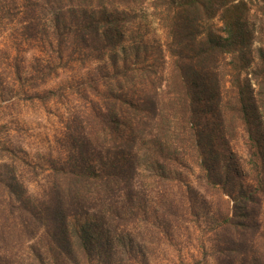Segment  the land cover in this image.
Instances as JSON below:
<instances>
[{"label":"trees","instance_id":"1","mask_svg":"<svg viewBox=\"0 0 264 264\" xmlns=\"http://www.w3.org/2000/svg\"><path fill=\"white\" fill-rule=\"evenodd\" d=\"M140 1L23 0L28 29L64 45L99 97L70 113L66 157L43 183L16 155L0 162V264H161L167 245L189 246L178 264H264V46L250 49L251 1L150 0L164 43L127 26ZM185 14L223 27L202 35ZM204 96L212 133L199 127Z\"/></svg>","mask_w":264,"mask_h":264},{"label":"rangeland","instance_id":"2","mask_svg":"<svg viewBox=\"0 0 264 264\" xmlns=\"http://www.w3.org/2000/svg\"><path fill=\"white\" fill-rule=\"evenodd\" d=\"M246 1H251L247 29L250 35L252 33L250 49L255 51L264 46V14L259 9L263 1ZM6 7L0 9V162L10 161L9 158L16 155L29 170L26 179L43 183L48 178L46 175L52 172L53 164L66 157L69 142L64 135L74 127V122L69 120L70 113L98 103L99 93L94 87L81 86L77 82L85 69L80 68L79 62L68 59L64 45L59 48L58 40L54 39L53 45L47 47L40 43L36 30L28 29L30 19L24 13L23 0H9ZM156 12L150 0L140 1L132 8L127 26L138 29L145 39L164 43L166 33L159 25ZM190 18L185 20L192 24L189 29L199 26L202 35L208 30L219 33L223 27L218 17L193 23ZM49 90L55 92L47 93ZM201 107L199 127L212 133L209 127L214 119L206 96ZM207 144L216 150L224 149L212 134ZM238 149L245 157V149ZM184 248L180 252L176 246H165L168 258L161 264H178L189 246ZM122 257L104 256L97 264H121ZM210 264H214L213 260Z\"/></svg>","mask_w":264,"mask_h":264}]
</instances>
